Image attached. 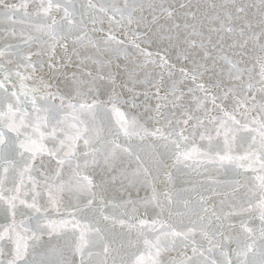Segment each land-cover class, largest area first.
Here are the masks:
<instances>
[{"label": "snow or ice", "instance_id": "1", "mask_svg": "<svg viewBox=\"0 0 264 264\" xmlns=\"http://www.w3.org/2000/svg\"><path fill=\"white\" fill-rule=\"evenodd\" d=\"M0 264H264V0H0Z\"/></svg>", "mask_w": 264, "mask_h": 264}]
</instances>
